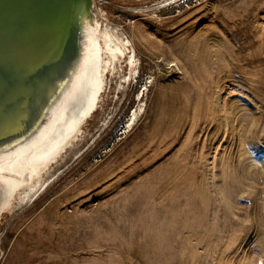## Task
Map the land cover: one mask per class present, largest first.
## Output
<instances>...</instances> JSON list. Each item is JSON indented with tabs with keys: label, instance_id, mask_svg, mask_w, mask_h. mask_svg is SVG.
Returning <instances> with one entry per match:
<instances>
[{
	"label": "rangeland",
	"instance_id": "1",
	"mask_svg": "<svg viewBox=\"0 0 264 264\" xmlns=\"http://www.w3.org/2000/svg\"><path fill=\"white\" fill-rule=\"evenodd\" d=\"M97 3L137 78L118 62L58 177L2 212L0 264H264V0Z\"/></svg>",
	"mask_w": 264,
	"mask_h": 264
},
{
	"label": "water",
	"instance_id": "2",
	"mask_svg": "<svg viewBox=\"0 0 264 264\" xmlns=\"http://www.w3.org/2000/svg\"><path fill=\"white\" fill-rule=\"evenodd\" d=\"M91 2L0 0V155L35 133L74 78Z\"/></svg>",
	"mask_w": 264,
	"mask_h": 264
},
{
	"label": "bare ground",
	"instance_id": "3",
	"mask_svg": "<svg viewBox=\"0 0 264 264\" xmlns=\"http://www.w3.org/2000/svg\"><path fill=\"white\" fill-rule=\"evenodd\" d=\"M91 3L93 21L91 25L86 21L82 28L80 62L74 78L58 93L54 106L45 109L44 122L35 133L0 155V217L3 211L10 215L32 203L58 177L59 172L52 169L68 157L67 148L77 139L84 120L95 110L100 94L107 87L108 76L116 73L117 63L124 59L126 72L120 76L123 84L120 81L116 88L137 78L131 40L103 17L97 0ZM141 95L137 94L139 102ZM141 112H144L143 103L132 112L127 128L135 124Z\"/></svg>",
	"mask_w": 264,
	"mask_h": 264
}]
</instances>
